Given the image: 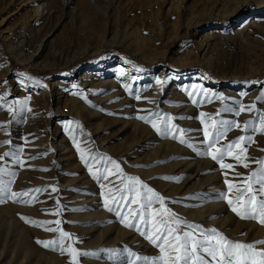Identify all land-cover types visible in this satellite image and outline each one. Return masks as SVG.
<instances>
[{"label":"rangeland","instance_id":"rangeland-1","mask_svg":"<svg viewBox=\"0 0 264 264\" xmlns=\"http://www.w3.org/2000/svg\"><path fill=\"white\" fill-rule=\"evenodd\" d=\"M13 1L0 0V96L7 94L0 103L27 99L31 111L13 119L6 108L0 109V125L6 126L0 129V156L23 149L21 164L5 158L0 167L16 172L12 192L47 191L33 193L37 200L32 205L0 198V209L6 208L0 212V264L69 263L66 253L37 243L56 239L57 233L45 230L56 225L34 227L21 219L26 215L30 221L59 220V228L78 241L73 247L94 254L80 257L79 264H125V249L139 256L157 255L152 244L104 209L100 182L89 174L73 138L86 154L116 160L126 175L138 177L163 195L182 220L214 228L233 241L264 240V226L239 219L217 199L218 193L227 191L225 172L232 181L235 172L247 175L257 167L255 160L264 159V135H254L248 146L249 169L226 156L224 163L235 167L221 170L211 158L158 136L149 124L135 118L157 111L170 115L178 128L190 130L191 142L202 147L201 112L241 124L254 120L256 112L237 117L222 109L239 102L255 104L264 113V101L257 102L264 91V0H55L48 5V16L35 14V3L23 11V4ZM252 18L255 27L241 31V22ZM201 19L204 24L195 27ZM212 29L218 38L203 41L201 37ZM48 35L53 44L41 50ZM87 70L92 77L85 81L87 86L79 87L80 75ZM99 79L115 80L117 88L95 89ZM192 86L197 88L195 98L204 100L202 88L208 99L193 104L186 94ZM115 91L121 94L110 96ZM218 110L221 114L216 117ZM242 134L233 129L221 144ZM134 143L136 150L131 153ZM171 150L176 156H165ZM180 162L189 170L207 166L204 176L188 185L194 190L182 197L177 196L179 188L192 173L175 175V164ZM162 177L183 179L177 183ZM110 180L119 184L117 176ZM204 181L210 187L199 191ZM57 201L63 211L52 215ZM94 202L97 208L91 206ZM19 207L24 216L16 212ZM97 212L101 216L93 215ZM108 233L112 234L107 238ZM130 237L138 244L129 243ZM138 245L144 250H135Z\"/></svg>","mask_w":264,"mask_h":264},{"label":"snow or ice","instance_id":"snow-or-ice-1","mask_svg":"<svg viewBox=\"0 0 264 264\" xmlns=\"http://www.w3.org/2000/svg\"><path fill=\"white\" fill-rule=\"evenodd\" d=\"M36 83L40 84V81H36ZM157 83L161 82L157 81ZM44 86L41 84V87ZM125 87L128 88L127 85ZM128 90L131 92L130 88ZM199 93L204 97V100L208 99L209 93L202 88L199 89ZM186 94L193 104L204 102V100L195 98L197 96L196 86H192V91L186 90ZM6 95L0 96V101H5ZM81 98L84 97L81 96ZM135 99L139 100L140 96L136 95ZM218 99L223 101L225 98L220 96ZM259 101H264V91H261L257 97V102ZM27 105V99L13 100L0 103V109L6 108L15 119L23 111H31L27 109ZM234 105V107H224L222 111L232 113L237 117L246 111L249 113L255 111L256 118L241 124L237 120L217 119L201 112L199 119L203 134V141L200 142L202 147L192 143L189 137L190 130L178 128L173 123L174 118L170 115H164L157 111L147 115H138L135 118L149 124L158 136L171 138L183 146L194 149L197 155L211 158L219 164L221 170L234 169L235 167V165L224 163L226 156L235 160L236 165L249 169L251 158L247 155L248 146L254 142V135H264V113L259 112L255 104L244 105L234 102ZM220 114L221 112L218 110L216 117H219ZM76 126L79 127L78 124ZM5 127V125H0V129ZM233 129H239L243 134L237 139L221 144ZM73 139L89 174L100 182L102 189L100 196L104 209L114 214L122 226L136 231L158 250L157 255L150 257L139 256L125 249V264H264V240L253 243L233 241L214 228L205 229L198 224L182 220L167 206L168 200L147 183L138 177L126 175L121 165L110 157L86 154L80 148L79 142L75 138ZM22 152V148L5 152L3 156H0V160L11 158L13 164L19 165ZM253 163L257 167L251 169L247 175L235 172L232 181H229L225 172L224 183L227 191L218 193L217 199L226 202L239 219L255 221L264 226V159L255 160ZM42 170L46 171V169ZM15 176V171L0 167V198L7 196L14 202L32 205L37 200L33 193L39 194L47 191V189L37 188L25 192H12L10 186L13 182L12 178ZM111 176H117L119 184L111 181ZM4 177L9 179L5 180ZM161 179L178 183L183 178L162 177ZM51 191L56 192L57 189L53 187ZM24 197H28V199H23ZM62 211L59 201H57L56 209L50 214L59 215ZM21 219L34 227L55 224L56 227H45V230L57 233V238L48 241L38 240L37 243L52 251L66 253L70 257L69 264H79L80 257L94 255L93 253L80 252L73 247V244L78 241L59 228L61 223L59 220L30 221L26 217H21ZM68 240H72V243L66 244Z\"/></svg>","mask_w":264,"mask_h":264},{"label":"bare ground","instance_id":"bare-ground-1","mask_svg":"<svg viewBox=\"0 0 264 264\" xmlns=\"http://www.w3.org/2000/svg\"><path fill=\"white\" fill-rule=\"evenodd\" d=\"M39 1L41 2V0H14L13 1V3H16V2H18V4L17 5H21V4H23L22 5V10L24 11V10H28V8L32 5V4H34L35 3V7L32 9V11L35 13V14H37L39 11H40V15L41 16H48V15H50L51 13H50V11H47V10H50V8L48 7V5H50V3L51 2H54L55 0H47V2L45 3V4H39ZM44 7H45V11H44ZM64 8V7H63ZM73 10V9H72ZM29 11V10H28ZM31 11V10H30ZM72 12V11H71ZM228 17H230V15L228 16ZM217 17H215L214 19H216ZM256 18V17H255ZM253 20H254V18H252V19H250V20H244V21H242L241 22V31L242 30H245V31H243V32H246V31H249V30H251L252 28H254L255 26V23H256V21L255 22H253ZM205 21V19H201V20H199L198 22H197V24H195L194 26L195 27H201L204 23ZM216 21H219V22H221L222 21V18L220 19V20H218V19H216ZM244 22V23H243ZM257 23H258V21H257ZM216 29V28H215ZM12 32V31H11ZM14 33V32H13ZM216 33H218V32H216V31H214V29H212V30H210V32L209 33H207L205 36H202L201 37V39L203 38H205L204 40H206V41H208L209 39L211 40V39H217L218 37H213V35L214 34H216ZM52 34V33H51ZM11 35V34H10ZM9 35V36H10ZM13 35V34H12ZM51 36L52 35H48V36H46V40H44V43H43V45H41L40 47H41V50H44V48H45V46H48V45H51V44H53L52 42H53V39H51ZM16 37V36H15ZM11 38V37H10ZM9 38V39H10ZM202 39V40H203ZM208 39V40H207ZM50 40V41H49ZM203 40V41H204ZM42 42V41H41ZM2 60V57H1V55H0V61ZM125 66H126V64H125ZM100 67V66H99ZM97 68H98V66L96 67V70H97ZM120 69V68H119ZM128 70H131L130 69V67H129V69ZM92 71L91 70H87V71H85V72H83V74H81L80 75V81H79V83H80V85H79V87H82L83 85H86V80L87 79H90L92 76H91V73ZM7 73V72H6ZM5 73V74H6ZM90 75V76H89ZM100 80V82L99 83H97V85H96V88L95 89H106V88H112V87H114V89L115 88H117V85H116V82H115V80H110V81H103L104 80V78H103V80L102 79H99ZM54 85H56V87H58L59 86V83L58 82H56V83H53ZM87 86V85H86ZM225 91H226V89H224ZM58 91H60V90H58ZM224 91V92H225ZM226 93H228V92H226ZM252 93H256V91H254V92H252ZM59 94H61V92L59 93ZM121 94V92L120 91H115L114 93H112L110 96H115V97H117V96H119ZM40 96H42V94H40L39 95V97ZM109 96V97H110ZM35 98V100H36V103L38 102V97L37 96H35L34 97ZM131 145V147H132V151H131V153H133L134 152V150H136V145H137V143H134V144H130ZM172 154H174V151H169L167 154H165V156L166 155H168L169 157H173V156H176V155H172ZM167 156V157H168ZM198 163V162H197ZM181 165V166H180ZM185 165L183 164V163H177V164H175V167H178V169L174 172V173H176V172H178L177 174H175V175H181V174H184L186 171L187 172H191L192 173V178L191 177H189V179H187L185 182H183V184L181 185V187L179 188V191H178V193H177V196H180V197H182L183 195H186V194H188L191 190H194V189H191V187L190 186H188L189 184H190V182L191 181H193L194 179H199V177L201 176L202 177V175L204 174L203 172L205 171L204 169L205 168H207V166H204V169L202 168V170L200 169V168H198V169H192V170H189L191 167H187L186 166V169H184L183 167H184ZM204 176V175H203ZM204 178V177H203ZM201 179V178H200ZM197 182V181H196ZM200 183V182H199ZM200 184H202V186L201 187H199V191H201V189L202 190H204L205 188H207V187H210L205 181H204V183H200ZM200 184H198V185H200ZM207 190V189H206ZM199 193V192H198ZM94 201V200H93ZM92 202V201H91ZM90 202V203H91ZM78 203H80L79 201H78ZM97 202H94V203H92L91 204V206H94L95 208H97L98 206H97ZM80 206V205H79ZM16 207V206H15ZM15 207H13V208H15ZM89 207V206H88ZM82 208H84V207H82ZM5 210H6V208H4ZM3 209V210H4ZM9 208H7V210H8ZM3 210H1L0 209V212H3ZM13 210V209H12ZM9 211H11V209L9 210ZM16 212L18 213V215L19 216H24L25 215V211L23 210V208H18V209H16ZM33 213V212H32ZM33 214H35V213H33ZM36 215V214H35ZM93 215L95 216V217H97V215H100V212L98 213H93ZM101 216V215H100ZM202 216V215H201ZM26 217H28V215H26ZM28 230V229H27ZM117 233V232H116ZM262 233V232H261ZM112 233H108V236H107V238L111 235ZM262 234H264V232L262 233ZM261 237V236H260ZM106 238V239H107ZM130 238H132V237H130ZM252 238V237H251ZM110 239V238H109ZM127 239V238H126ZM112 240V239H111ZM110 240V241H111ZM252 240H254V238H252ZM256 240H258V239H256ZM256 240H254V241H256ZM261 240V239H260ZM105 241V240H104ZM108 241V240H107ZM125 242V241H124ZM110 243V242H109ZM112 243V242H111ZM129 243H131V244H138V242H137V240L135 239V238H132L131 239V241L129 242ZM106 244V243H105ZM107 245V244H106ZM112 245V244H111ZM95 246H97V245H95L94 244V246L93 247H95ZM113 246V245H112ZM137 247H139V249H141V247L142 246H136L135 247V250L137 249ZM144 247V246H143ZM143 247H142V249L141 250H144L143 249ZM145 250H146V248H145ZM149 250V249H148ZM147 251V250H146ZM155 253V252H154ZM154 253H153V255L152 256H155L154 255ZM157 253V252H156ZM158 254V253H157ZM40 255V254H39ZM148 256V255H147ZM70 259V258H69ZM69 259H68V261H69ZM38 260V259H37ZM67 260H65V262H66ZM64 262V261H63ZM11 263V262H10ZM2 264H9V263H2ZM12 264H14V263H12ZM67 264H69V263H67ZM93 264V263H92ZM100 264V263H99Z\"/></svg>","mask_w":264,"mask_h":264}]
</instances>
